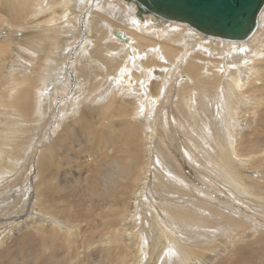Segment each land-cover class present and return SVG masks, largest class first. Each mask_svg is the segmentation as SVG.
<instances>
[{"label":"rangeland","instance_id":"obj_1","mask_svg":"<svg viewBox=\"0 0 264 264\" xmlns=\"http://www.w3.org/2000/svg\"><path fill=\"white\" fill-rule=\"evenodd\" d=\"M38 1H35L32 11L40 12V9L42 10L41 19L38 20L45 26V30L43 27L44 31L41 32L42 36L40 34L35 35V37L29 33H23L20 36V42L11 39V45H9L5 42L6 36L0 34V66L2 68L0 77V255L4 252L3 250L7 249L6 245L22 242L24 235L35 227L52 224L43 219L44 217L41 218L44 213L40 211L38 207L40 204L37 203L36 188L41 179L40 156L55 137L62 135L63 128L76 117L71 99L74 96L80 98L82 91H87L89 89L88 83L93 80L90 78L92 74L89 76L83 74L85 68H82V65L90 67L92 64L89 63L95 62L94 57L84 53L86 46L87 50L91 51L89 48L91 46L88 44L90 45L95 39L93 30L100 27L98 22L100 14L94 11L99 7L96 5L98 0H72L73 4L71 0H50V3H55L51 7L49 5L43 6L42 2ZM20 4L22 3L20 2ZM50 9H56L55 12L59 18L68 16L71 20L70 28L67 25L59 24V22H55L56 24L48 22L46 15L50 14L48 13ZM31 14L33 13H30V16L27 13L24 15L27 22L35 21V16L31 17ZM130 14L127 9L116 8L114 11L105 14L109 17L104 15L107 19L113 18V21L118 23L124 32L138 36H134L132 41V43L136 42L137 45L134 44L129 49L127 57L121 62V65L114 66L115 72L112 75L116 73L119 77L118 72L123 69L124 80H128V76L143 79V75L153 69L149 73L152 77L149 79L150 81L161 82L162 74H169L167 77H165L166 75L163 77L170 78V81L168 82L169 85L166 86L169 95L162 100V107H156H160L158 113H154L156 118L152 119L153 116H147L153 123L146 122V118L138 120L139 122L145 120L143 125L142 122L137 124L144 134V154L140 169L143 171V177L136 189L138 194L129 200L131 208L128 207L129 210L123 220L125 223L123 226L126 228L125 234L129 235L133 242L139 241L135 238H138L140 232L144 239L143 244L140 243L136 248L137 244H133L128 237L123 238L124 245L130 249L128 253L123 252L122 256L126 254L127 257L124 264H217L233 250L235 239L240 241L241 238V240L251 242L258 234L264 233V199L258 201L256 197L260 198L259 196L245 194L241 184L237 185V182L241 181L244 184L256 183L261 187L260 190L264 189V158H261L264 155V122L261 120L263 117L259 119L261 110L264 109V94H260V88L264 86V75L258 73V63L261 62L259 60H264V57H257L259 53H264V31L258 32L257 40L249 48L241 47V52H239L242 53L241 58L235 52L237 44L240 43H233L231 46L233 49L228 47L225 51L227 53L223 54L222 50L227 46L212 41H203L202 43L198 39V32L179 24V26L186 27L187 32L190 30L191 34L193 32L198 35L196 41H191L189 45H185L181 41H172L176 44L170 42L169 44L175 48H181V52L178 53V50L174 54L178 58L173 56L168 58V61H164L161 58L163 54H160L162 51L159 53L154 50L155 46L161 49V44H157L154 40L155 37L148 36L152 32L147 33L145 31L148 30L142 28L145 21L140 20L135 14L134 18L141 23L140 27L143 31L134 26L132 23L134 18L129 17ZM263 21L264 15L261 24ZM104 32L106 31L104 30ZM162 34L161 41L168 38ZM45 44L50 50L40 52ZM13 47L17 51H13ZM113 50L116 51V49ZM132 50L133 54L131 53ZM219 50L222 51L221 54ZM54 51L59 52L56 54ZM81 54L86 60L80 57ZM194 54L201 55L198 57V60L201 59V84L193 82V79L182 82L181 84L184 86L178 84ZM52 55L54 56L52 57ZM139 55L140 58L138 59ZM132 59L139 61V64L138 68L136 66L129 73L126 67H121L126 63L128 64L130 60L133 61ZM151 60L153 63L155 62L154 65L153 63L147 64ZM49 61L51 64L48 63ZM241 61L244 62L245 68H243L244 71L238 72L235 69H238L237 65ZM53 62L57 64L56 69L52 64ZM157 63L162 64V66L157 68ZM182 65L185 66L183 69ZM58 69H62L61 75L55 74V70ZM97 74L96 80L102 82L100 84L102 87L92 95L90 100L94 104L100 105L107 99L105 96L107 92L109 95L117 94V92H115L116 90L109 92L108 84L115 81L111 73H103V71L98 70ZM81 76H83L82 80L79 78ZM236 76H238L236 78L237 85L243 84L240 92L235 88L234 90L229 88L226 82V79L231 80ZM59 77H63L64 80L67 77L65 86L58 84ZM25 82L31 87L29 95L32 99L31 111L29 110L27 113L28 121H24L19 112L9 108L7 105L9 103H5L14 92L13 89ZM84 85L88 89L81 88L80 90L79 88ZM200 85L201 89L198 88V91L192 88V86L199 87ZM52 86L55 87V91H52ZM157 86L160 85L157 84ZM43 87L47 88V91L51 89L46 91L47 93L52 91L47 95L49 100L46 109L42 108V112L45 111L44 116L39 115L42 102L40 90ZM48 87L50 88L48 89ZM123 87H121L122 93H124ZM180 90H183V93L186 92L183 95H189V90H195L196 94H200L201 97V107L197 105V110H195L196 106L191 103L192 108L190 110L193 113H187V119L183 122V126L177 119L180 113H177L172 106L174 101H177L175 98L176 91L180 92ZM230 103L235 106L234 109ZM154 106L149 105L148 108H154ZM169 106L172 109H168ZM186 107L188 106H184V108ZM256 109L260 113L256 112ZM136 117L138 116L136 115ZM76 128L79 129V127ZM251 135L255 137L254 145L247 141ZM71 136V141L83 142L84 140L75 132L74 134L71 133ZM2 138L3 142L1 141ZM61 141L57 142L59 148H63L67 144L62 139ZM83 151H85L83 145L79 148L78 144L72 150L70 148V153H64V159L60 157V163L63 164L54 167L58 179H64L65 175L71 176V172L76 171L77 168L74 164L79 155L85 156ZM97 151H99V147ZM81 156L79 157L81 158ZM84 161L86 162L87 158ZM237 173L242 178H233L236 182L232 181L231 176L236 177ZM83 174H86L85 170ZM180 179L186 184L187 194L184 200L182 199V204L178 203V206L181 205L183 209L188 208L189 216L194 214L192 216L195 217L196 215L200 219H194L195 223H190L188 218L184 222L174 220L175 226L188 230L187 234L170 231L173 224L170 223L171 221H166L163 213L166 212L167 208H170L173 195L158 191L161 183H169L170 190L176 196L180 188L185 189L178 182ZM24 185L29 187L28 191ZM185 205L187 206L185 207ZM136 212L138 215L135 217ZM19 214L24 216L16 219L15 217ZM83 225L87 227L86 222ZM99 234L96 245L83 244L77 250L80 254L84 253L82 264L99 263L101 251L105 249L104 247H108V241L103 240L106 239L104 233L100 232ZM146 235H148L147 238ZM64 248H67V245ZM184 250L189 251L190 257L187 259L182 256ZM64 251L62 250L57 256H65ZM137 257H144V261L142 262ZM263 258L264 253L254 257L256 261H262ZM108 259L114 261L109 262V264H116L118 261L112 254H109ZM118 263L122 264L120 261ZM53 264H75V262L65 259L63 262H53Z\"/></svg>","mask_w":264,"mask_h":264},{"label":"bare ground","instance_id":"obj_2","mask_svg":"<svg viewBox=\"0 0 264 264\" xmlns=\"http://www.w3.org/2000/svg\"><path fill=\"white\" fill-rule=\"evenodd\" d=\"M35 1L36 0H0V34H2V36L4 35L6 36L5 42L9 43V45H11V39L20 42L21 40L20 36L23 33L25 34L29 33L30 35L35 36V35H40L41 32L45 30V26L42 25L40 21H38L41 19L42 10L40 9V12L36 10L32 11V7L34 6ZM39 1L42 2L43 6L49 5V7H51L53 6V4H55L54 2L50 3V0L49 2H47V0H39ZM53 1H59V0H53ZM120 1L121 0L97 1L96 5H98L99 7L98 8L95 7L96 9L94 8L95 9L94 11L100 14V17L98 18L100 27L93 30L95 39L92 40V43H90V45L88 44V46H91L89 47L91 51L87 50V46H86L85 49L86 51L84 53L85 55L88 54L91 55L92 58L94 57L95 62L89 63L92 64V66L90 67L81 64L82 68H85L83 74L85 76H89V74H92L90 78H92L93 80L88 83L89 89L86 88L85 85L79 88L80 90L81 88H83L84 90L88 89L87 91H82L81 93L82 96L80 98L74 96L73 99H71L73 102L72 103L73 111L75 112L76 117L73 120H71L65 128H63L62 135L55 137V139L51 142V144L43 150L40 156L41 179H40V183L38 184L39 187L37 185L36 188L37 203L40 204L38 205L40 211L44 213L41 216V218L44 217L43 219H45L47 222H51L52 224L51 225L44 224L41 227H37V228L35 227V229H32V231L30 232L27 231L29 233L24 235L23 240H21L22 242L11 243V245L8 244V246L6 245L5 247H7V249L3 250L4 252L3 253L1 252L2 254L0 255V264H50V263L53 264V262L54 263L63 262L65 259L72 260L75 262V264H82L84 260L83 257L84 253L80 254V252H77V250L80 247H82L83 244L96 245L97 244L96 240L98 239V235H100L99 234L100 232L104 233V236H106V239L103 240L108 241V247H104L105 248L104 250L102 249L103 250L101 251L102 255H100V260L98 264H109V262L111 263L114 262L108 259L109 254H112L118 260L116 264H120L118 263L119 261L122 264H124V262L127 260V257L126 254L122 256L123 252L126 251L128 253V251L130 250L128 249V246L124 245L125 241H123V238L125 237H128L133 244L135 245L137 244L136 248H138V245L140 243L143 244L144 238L141 236V232L138 238H135L139 241L133 242V239L129 235L125 234L126 228L123 226L125 224L123 223V220L126 218V213H128L127 211L129 210L128 207L131 208L129 200L132 199L134 195L136 196L138 194L136 189L139 185L140 180L143 177V171L140 169L142 166V158L144 154V149H143L144 134L142 131H140V127L137 124L138 123L141 124L142 122L143 125V122H145V120L139 122L138 120L140 118H144V119L146 118L147 120L146 122H148L149 124L153 123L152 120L148 119L147 116L148 115L153 116L152 119L156 118L155 114L158 113V111L160 110L159 109L160 107L159 108L156 107L163 105L162 100L166 99L169 95L168 88H166V86L169 85L168 82L170 81V78L168 79L165 78L169 74L168 75L162 74L161 82L155 83L153 80L150 81L149 79L152 77L149 75V73L153 69H151L150 71L148 70L149 72L143 75L144 76L143 79L141 77L135 78V76H128V80L127 79L124 80L123 69L119 70L118 72L119 77H117L116 73L115 75H112V73L115 72V70H113L114 66L121 65L122 64L121 62L126 59L129 49L132 48L134 44H136V42L132 43V41L134 40V36L138 37L136 35L133 36V34L130 35L126 33V31L124 32L123 31L124 29L121 30V28L118 26V23L113 21L114 20L113 18L107 19L105 17L107 16L105 14L114 11V9L116 8L118 9L124 8L127 9L129 13H131L129 17L134 18L136 7L133 4L127 3L124 0H122L121 2L124 3L126 5L125 6ZM20 2L22 4H20ZM72 2L73 1L71 0V3ZM38 5L40 6L41 4ZM62 6L64 5L62 4ZM55 10L56 9L54 10L50 9L48 11V13L50 14L46 15L48 19L47 21L50 23L59 22V24H63V26L67 25L70 28L71 20L69 19V17L65 16L63 18H59L57 17V12H55ZM26 13L29 16L30 13H33L31 14V17L35 16L34 17L35 21L27 22V19L25 20V16H24ZM263 15H264V9L259 17V27L256 33L252 36V38L249 39L247 42H239L240 44H237L238 46L236 48L234 47L236 50L235 52L238 53L237 54L238 57L242 56V53H239L241 52L240 51L241 47L245 46L249 48L257 40L259 33L260 32L262 33L264 31V21L263 24H261ZM107 17H109V15ZM132 23L134 24L135 27H139V29L141 30H143L142 28H145L146 30H148L145 31L147 33L152 32L150 33L151 35L150 34L147 35L150 37H155L154 40L157 42V44H161L160 45L161 49L155 46L154 50L158 52L162 51V53L160 52L159 53L163 54V57L161 58L164 59V61H168L167 60L168 58H172L173 56H175L174 54L178 50H179L178 53L181 52L180 51L181 48L178 49L175 48L173 45L169 44L170 42L181 41L185 45H189L191 44V41L195 42L198 36L195 35L192 31L191 34L190 30L187 32L188 29H186V27L179 26L178 23L157 24V21H155L154 17L152 16H147L145 18V23L144 24L142 23L143 24L142 28L140 27L141 23L138 20H135V18ZM103 25L104 27H102ZM161 27H165V28H161ZM104 30L106 32H104ZM154 33L157 35H155ZM158 33L160 34L158 35ZM161 34L166 35V37L168 38L161 41ZM42 35L43 34H41V36ZM106 38H108L109 40ZM198 39L202 43L203 41H207V42L212 41L227 46L225 47V49L223 48L224 49L222 50L223 54L227 53L225 51L227 50L228 47L233 49V47H231L233 46V43H237V42L223 41L218 38H211V37L205 38L202 37L200 34L198 36ZM67 46L69 47L68 44ZM215 47L218 48V46ZM48 49H49L48 45L45 44L42 46L40 52H45L46 50L48 51ZM113 49H116V51ZM12 50L17 51L16 49L14 50V47L12 48ZM133 50L131 51L132 54H133ZM222 51L219 50L220 54ZM57 52L54 51V53L56 54ZM233 55L235 56L234 52ZM53 56L54 55H52V57ZM83 56L82 54L80 55V57L82 58ZM258 56L264 57V53L261 52L257 55V57ZM157 57L160 56L157 55ZM198 57H201V55L194 54L190 58L189 64L187 65V68H185L186 71H184L185 74L181 76L182 78L180 77L181 80L179 81L178 84H181L182 82H185L188 79L191 80L193 79V82L195 81L198 84L200 83L201 59L198 60L199 59ZM139 58L140 55L138 56V59ZM175 58L178 57L175 56ZM89 61H93V60H89ZM130 61L128 62V64L126 63L121 67V68L126 67L127 71L129 70V73L130 71H133V68H135L136 66L138 68V64H139V61H134V60L131 62ZM152 61L153 60L149 61L147 64L149 65L152 64L153 63ZM198 61H200V63H198ZM259 62L260 63H258L259 66L258 73L264 75V60H259ZM48 63H50V61ZM55 63L53 62L52 64L56 69L57 64ZM143 63L146 62L143 61ZM243 63L244 62L241 61V63L237 65L238 69L235 70H237L238 72L244 71L243 68H245V66H243ZM161 66L162 64L159 63H157L156 65L157 68ZM184 67L185 66L182 65V69ZM1 69L2 68L0 66V77H1ZM62 69L55 70V74L61 75ZM98 70L103 71V73H109V74L111 73V76H113V79H115V81L114 82L112 81L108 84L109 85L108 88L110 89L109 92L116 90L115 92H117L118 94L117 95L114 93V95H109V93L107 92L105 94L107 99L104 102L102 101L103 104L100 105L94 104L90 100L92 95L95 94L100 89V87H102L100 85L102 82H98L96 80V76H98L97 74ZM163 75L166 76L163 77ZM82 77L83 76L79 78H81L82 80L83 79ZM107 77L109 76L107 75ZM237 77L238 76H236L231 80L226 79V82L229 88L233 90L235 88L237 91L240 92V88L243 87V84L237 85L236 83ZM62 78L59 77L58 80L60 81H58V84L60 86H65L67 84L68 79L67 77L65 78V80ZM54 83L56 84V82ZM157 84H159L160 86L158 87ZM191 85L194 84L191 83ZM197 86H192V88L198 91V88L201 89V85L199 87ZM44 87L40 90V96L42 102L39 108L40 109L39 115H43V116L45 111L42 112V108L46 109L49 100V98H47V95L50 94L52 91H55V87L52 86L53 87L52 91L47 93L51 89H49L50 87H48L49 90L47 91L46 90L47 88ZM121 87H123V92L125 94L122 93ZM252 88L253 86L251 87V89ZM13 90L14 92L6 100L5 103H9L7 104L9 108L19 112L21 114V118L24 121H28L27 113L29 110L31 111V104H32V99L29 95V90H31V87L25 82ZM185 93L186 92L183 93V90H180V92L176 91L175 98L177 101L176 102L174 101V104L172 105L176 110V112L180 113L178 114L177 119L181 122V126H183V122H185V120L187 119V113L188 112L193 113L190 110V108H192L191 103L196 106L195 110L198 109L197 105H200L201 107L200 94L197 95L195 90L192 91L189 90L188 91L189 95L187 94L183 95ZM129 94L132 95L127 98L126 96ZM260 94H264V86L260 88ZM263 101H264V97H263ZM149 105H155V106L154 108H148ZM184 106H188V107L184 108ZM231 107L232 109L235 108V106H233L232 104ZM168 109H172V108L169 106ZM255 111L260 113L259 111H257V109ZM261 111L262 113L260 114L259 119L263 117L261 120L264 122V109H262ZM136 115L138 117H136ZM165 122L168 123L166 120ZM72 125L73 127H71ZM76 127H79V129ZM74 132L76 134H79L80 138L84 139L83 142L79 141L81 142L79 143L78 140L71 141L72 139L71 133L74 134ZM61 139L63 140V142L67 143L63 148H59L57 145V142L59 143ZM2 140L3 138L1 139V141ZM247 141L250 144L254 145L255 137H252L251 135V138ZM72 142L73 144L71 145ZM78 144H79V148L83 145V148L85 150L83 152H85L86 157L81 156L82 154L79 155L81 156V158L78 156V159L74 164L76 165L77 168L76 171H74V173L71 172V176L65 175L64 179H58L54 171L55 165L56 167H59L60 164H63L60 163L61 161L60 157L64 159V153H70V148L72 150L73 148H75V146L77 147ZM98 147H99V151H97ZM85 158H87L86 162L84 161ZM261 158H264V155H262ZM84 170L86 174H83ZM237 177L242 178L241 175L237 173L236 177L234 175L231 176V180L235 181L233 178H237ZM181 179L178 182H180L181 185L185 187V189L183 190L180 188L179 189L180 191L178 190V194L176 196L170 190L171 187L169 183H161L160 184L161 187L158 188V191L168 195L171 194L173 195V201L171 200L172 202L170 203V208H167L165 210L166 212L163 213L165 215L166 221L167 222L171 221L170 223L173 224V227H170V231L172 233H176L177 231H179V233L187 234L188 230L183 228L181 229L179 226L178 227L175 226L174 220L178 222H184L188 218L190 223H195V220L198 219L197 218L198 216L197 217L196 215L195 217L192 216L194 214L189 216L190 211L188 208L183 209L181 208V205L178 206V203L182 204L181 201L182 199L184 200V197H186L187 194L186 184L183 181H181ZM248 184H244L242 181L237 182V185L243 187L245 194L259 196L260 198L258 197L256 198L258 199V201L259 200L262 201L261 199H264V189L260 190L261 187H259L256 183L254 184L248 183ZM24 187L26 188V191H28L29 187L25 185ZM172 188H175V186H172ZM186 206L187 205H185V207ZM45 215L48 217H46ZM136 215H138L137 212L135 213V217ZM23 216H24L23 214H19V216L15 218L20 219ZM84 222L87 223V227H84L83 225ZM89 229L90 231H87ZM145 237L147 238L148 235H146ZM66 245L67 248H64ZM233 247H234L233 250L217 264H264V258L262 259V261L259 260L256 261L254 259V257L264 253L263 232H261V234H258V236L254 238V240L251 242L249 241L246 242L244 241V239L241 240V238L240 241L235 239ZM189 249L191 248L189 247ZM62 250H65L64 251L65 256H61V255L60 257L57 256V254L60 253ZM138 250H137V254L139 253ZM188 253H189L188 250H184L182 251V256L187 259L188 257H190ZM129 254H127V256ZM137 258L142 262L144 261V257L143 258L137 257Z\"/></svg>","mask_w":264,"mask_h":264},{"label":"water","instance_id":"obj_3","mask_svg":"<svg viewBox=\"0 0 264 264\" xmlns=\"http://www.w3.org/2000/svg\"><path fill=\"white\" fill-rule=\"evenodd\" d=\"M136 7V16L160 23H178L202 37L247 42L259 27L264 0H124Z\"/></svg>","mask_w":264,"mask_h":264}]
</instances>
